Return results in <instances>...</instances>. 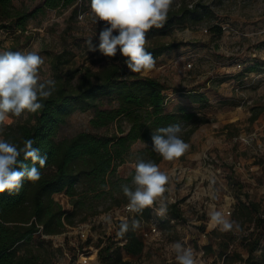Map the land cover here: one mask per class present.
<instances>
[{"label": "rangeland", "instance_id": "1", "mask_svg": "<svg viewBox=\"0 0 264 264\" xmlns=\"http://www.w3.org/2000/svg\"><path fill=\"white\" fill-rule=\"evenodd\" d=\"M180 1L186 0H173V3ZM189 1L197 7H205V16H192L182 23H175L165 32L146 35V45L170 41L183 43L160 54L155 58L154 67L141 73L157 77L170 86L166 89L169 95L166 110H175L179 104H185L209 120L201 123L184 141L189 148L181 157L171 161L162 158L158 162L160 171L168 176V183L165 193L153 206L160 207V202H177L184 218L175 222L170 219L160 221L153 209L151 220L138 226L141 235V229L150 228L151 222L157 226V231L149 237L142 235L143 252L140 255L124 252V257L135 264L176 260L172 248L176 242L193 251L196 264H229L215 253L204 252L203 246L210 241V235L200 225L221 229L211 220V214L218 211L233 224L232 228L238 234L240 225L235 215L239 201H256L260 213L264 211V111L255 120L249 118L254 111L252 107L264 104V0ZM42 3L43 0H14L17 7L27 10L39 8ZM90 4L86 2L81 7L79 1L77 12L72 6L41 8L29 19L25 31L0 28V52L10 45H15L17 52L35 51L44 59L39 69L42 81L53 79L56 71L52 58L65 50L69 60L63 64L62 73H67L71 67L100 69L107 58L99 51H88L86 41L92 39L93 44L98 45L104 22L92 23ZM213 24L221 25L220 34L211 30ZM193 88H200L208 101L193 102L189 96V90ZM102 101L103 107L112 103L107 97ZM93 113L92 108L72 112L61 125L58 137H70L81 130L102 133L115 128L114 124L101 128L92 126ZM27 119L28 113L20 118L9 115L0 126V137L3 138L9 126ZM227 123L230 125L226 126ZM147 144L142 139L134 141L117 165V174L124 184H131L133 165L140 160L139 151ZM183 166L189 169L168 175L175 167ZM188 176L194 177L192 183ZM235 180L240 186L234 183ZM54 197L65 209L73 211L74 223H67L60 233L35 232L31 241L36 248H47L52 252V264H100V240L104 243L119 239L122 243L116 221L123 212V204L128 202L122 190L84 198L61 191L55 192ZM73 199H76L75 203ZM89 217L93 224L85 239L78 224ZM252 227L251 223L243 224L246 231ZM232 248L247 257V249L241 240L235 241ZM82 254L89 256L88 263L80 261ZM260 254L261 249H258L252 261L236 259L231 264H264Z\"/></svg>", "mask_w": 264, "mask_h": 264}, {"label": "trees", "instance_id": "2", "mask_svg": "<svg viewBox=\"0 0 264 264\" xmlns=\"http://www.w3.org/2000/svg\"><path fill=\"white\" fill-rule=\"evenodd\" d=\"M79 1L81 7L86 2H91L43 0L41 7L27 10L17 7L14 0H0V28L25 31L29 19L39 9L72 6V10L77 12ZM188 2L189 0L180 1V4L172 3L163 26L152 27L145 35H152L156 31L165 32L175 23H182L192 16H205V7H197L195 3L189 6ZM211 30L220 34L222 27L213 24ZM182 43L183 41H170L145 45V48L155 59ZM6 51L17 52V47L10 45ZM106 58L107 61L100 69L71 67L64 74L61 70L69 60L67 50L54 55L52 66L56 73L52 80L55 81V90L50 97L40 101L44 105L43 109L28 113L26 121L5 130L3 139L19 147H23L24 140L34 139V147L40 150L41 156L46 155L48 159L46 165L40 168V180H24L19 194H0V264H52V252L47 248H36L31 241L35 232L60 233L67 223H74L73 211L65 209L55 199V192L66 191L73 197L79 194V198H84L90 195H107L114 189L122 190L121 186L125 184L117 174V165L129 152L134 141L142 139L148 142L139 151V158L157 165L163 157L153 150L151 136L156 129L178 123L182 127L180 137L187 141L201 123L209 120L185 104H179L175 110H166L169 99L166 89L170 86L165 81L151 75L131 72L126 66V58L120 53ZM189 93L193 102L208 101L200 88H193ZM104 97L112 102L109 107H103ZM91 108L94 109L92 126L101 128L114 124L115 128L102 133L81 130L70 137H58L61 125L72 112ZM252 108L254 111L249 118L255 120L264 111V104ZM229 125L230 123L226 124ZM26 163L32 165L30 160ZM234 183L240 186L238 181L235 180ZM163 206L169 218H184L183 210L177 202H166ZM236 210L235 218L240 225L238 234L233 228L223 231L216 226L200 225L210 235V241L203 246L204 252L215 253L218 258L231 264L236 259L252 261L256 257V251L261 249L260 256L264 260V211L260 213L259 203L253 200L239 201ZM152 211V206H149L135 212L127 220H118L117 231L122 243L119 239L104 243L100 240V264H135L132 259L124 257V252L140 255L145 241L138 227L132 228V221L140 223L143 218L149 221ZM123 223L129 225L127 231L121 230ZM245 223H251L253 227L246 231L243 228ZM237 240L244 243L247 257L232 248ZM158 264H178V261L163 260Z\"/></svg>", "mask_w": 264, "mask_h": 264}, {"label": "clouds", "instance_id": "3", "mask_svg": "<svg viewBox=\"0 0 264 264\" xmlns=\"http://www.w3.org/2000/svg\"><path fill=\"white\" fill-rule=\"evenodd\" d=\"M172 3L173 0H91L92 23L103 21L104 26L99 31L98 45H94L92 39L86 41L88 51H99L106 57H115L119 51L131 72L151 70L155 59L146 51L145 34L152 27L163 26ZM43 63L44 59L35 51L0 52V126L9 115L20 118L43 109L40 101L50 97L55 90L54 80H41L39 69ZM181 131L178 123L156 129L151 136L153 150L168 161L181 157L189 148L180 137ZM35 143L34 139H27L23 141V147H19L0 137V194H19L24 180H40V168L46 165L48 158L40 155ZM29 160L31 166L26 163ZM133 168L131 184L122 185L121 189L129 201L128 209L140 212L163 196L168 176L151 161L139 160ZM165 210L162 204L160 214ZM211 220L223 231L233 227L218 211L211 214ZM138 226L139 222L133 220L132 228ZM128 229L127 223L121 225L122 231ZM172 248L178 264H196L190 248L180 242L174 243Z\"/></svg>", "mask_w": 264, "mask_h": 264}, {"label": "built area", "instance_id": "4", "mask_svg": "<svg viewBox=\"0 0 264 264\" xmlns=\"http://www.w3.org/2000/svg\"><path fill=\"white\" fill-rule=\"evenodd\" d=\"M178 4H180V2H178ZM188 5L193 6V1H189ZM206 29H208V28H206ZM206 156H208V155H206ZM182 169L186 170L189 168L187 166H183V167H179V168L175 167L173 169V171H170L171 173L170 172L168 173V175L170 176L171 174H174L177 171L181 172ZM187 178H190V182L192 183L194 177L188 176ZM128 203H129V201L123 204V207H122L123 212L120 213V215L117 217V219H116L117 222L119 219L127 220L129 217L134 216L135 212L128 209V207H127ZM162 204L164 205V202H160V207L162 206ZM152 207H153V209H155L157 211L156 216H157V218L160 219V221L170 219L172 222H175L177 220L176 218H169L165 212H164V214H160V212H159L160 207L153 206V205H152ZM262 216H264V213H262ZM91 221H92V219H91V217H89L88 219H85L84 221H82L81 224L80 223L78 224L79 232H80L81 236L85 239L89 237V234L91 232L92 224H93V221L92 222ZM147 222L148 221H146L144 218L140 220L141 225H143V223H147ZM150 226L151 227L148 229H145V228L141 229L142 235L144 237H149L150 235H152L153 232L157 231V226L153 222H151ZM80 261H82L83 263H88L89 262V256H87V254H82V259H80Z\"/></svg>", "mask_w": 264, "mask_h": 264}, {"label": "crops", "instance_id": "5", "mask_svg": "<svg viewBox=\"0 0 264 264\" xmlns=\"http://www.w3.org/2000/svg\"><path fill=\"white\" fill-rule=\"evenodd\" d=\"M196 176V175H195Z\"/></svg>", "mask_w": 264, "mask_h": 264}]
</instances>
